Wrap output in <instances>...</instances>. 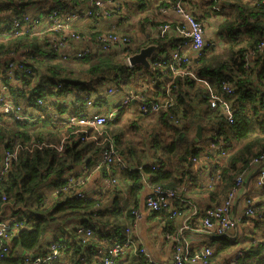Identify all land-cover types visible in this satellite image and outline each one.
I'll return each instance as SVG.
<instances>
[{
    "label": "trees",
    "instance_id": "obj_1",
    "mask_svg": "<svg viewBox=\"0 0 264 264\" xmlns=\"http://www.w3.org/2000/svg\"><path fill=\"white\" fill-rule=\"evenodd\" d=\"M90 1L0 0V96L10 99L8 112H0V164L5 152L17 147L10 169L0 179V210L7 202L12 204L13 211L21 213L11 221L8 238L1 239L9 248L0 250V264H23L25 258L33 264L32 259L44 254L51 241L63 244L60 260L52 264H103L99 248L124 241L129 227L127 219H132L140 205L145 180L153 188H181L180 197L186 192L182 187L189 179L192 191L196 192L197 187L198 192H206L219 203L234 187L236 176H244L252 158L264 153V55L258 54L251 60L248 57L251 51H257V44L264 37L262 0L229 5V13L216 28L220 44L208 42L192 61L186 56L185 62L175 65V72L156 62L163 60L161 52L171 55L169 49L181 42L180 36L169 38L163 34L148 39L157 48L146 68L125 62L127 55L139 49L138 43L121 47L118 52L94 49L79 57L71 54L69 60L48 46L46 33L32 34L34 22L47 13L74 11L91 4ZM138 3L140 8L147 5L145 0ZM91 8L96 9L94 5ZM110 11L117 12L113 8ZM93 16L94 22L100 17ZM140 18L144 28L148 18ZM14 20L19 22L18 26H13ZM73 27L79 35L92 40L102 31L85 21ZM132 38L130 42H135ZM71 63L75 66L70 67ZM182 68L188 72L180 73ZM114 75L125 85L124 89H132L135 97H143L146 104L155 105L158 110L154 115L144 113L137 108L139 100H135L133 105L121 106L118 115L104 122L100 132L91 129L96 140L82 141L80 128L67 123L64 112L87 113L88 100H92V107L106 105L107 95H95L101 91L98 86L112 82ZM224 82L233 87L232 94L223 93L233 110L232 122L219 109H210L208 103L210 89L221 93ZM72 91L76 92L72 99L64 102ZM39 99L42 102L38 103ZM198 126L203 133L200 138L196 136ZM108 142L125 164L120 167L114 162L111 166L116 176L119 173V180H126L125 198H121L118 177L116 184L96 196L80 198L75 187L62 190L66 173L74 172L79 165H86V170L93 167V162L96 164L101 158L103 144ZM214 144L219 147L215 155L219 150L228 152L217 167L218 183L199 188L191 176L192 158ZM205 155L210 159L213 156L210 149ZM44 186L58 190L50 201L40 193ZM80 225L93 232L85 242L77 234ZM51 226H57L60 233L48 241L46 232ZM262 232L242 247L235 260L223 264H264ZM212 239V261L223 258L237 243L223 234ZM115 264L151 263L136 248Z\"/></svg>",
    "mask_w": 264,
    "mask_h": 264
},
{
    "label": "built area",
    "instance_id": "obj_2",
    "mask_svg": "<svg viewBox=\"0 0 264 264\" xmlns=\"http://www.w3.org/2000/svg\"><path fill=\"white\" fill-rule=\"evenodd\" d=\"M111 0H91V3L95 6V10L91 7L86 6L80 9H76L74 11H62L57 12L53 10L46 15L43 16L42 20L37 19L34 23L36 25L35 32L44 34L46 33L48 36V45L53 47L58 53L62 55V58H68L71 54H75L76 56H82L84 52L91 50L90 46L87 45L88 36L79 35L76 30H74L73 25H77L81 21L85 20V18H93V15L99 16L104 15L108 16L109 9L107 8V3ZM264 2V0H262ZM173 9L176 13L182 16L184 23L182 25H178L175 30L178 32V36L182 38L181 42L172 50L170 56H165L163 53H160V57H162V61L156 62L159 66L161 64H165L169 66L171 70L174 72L177 70L175 65H180L181 63L186 61V55L180 50V47L189 46L192 50H195L197 53L201 51V49L208 43L205 38L203 31V24L201 20L191 11L186 8L182 3L177 2L174 4ZM24 14V13H23ZM15 21V20H14ZM13 26H18L19 22H13ZM169 23H161L159 25L161 35L165 34L169 29ZM26 27L23 26L24 29ZM46 31V32H45ZM77 42L82 46H76L74 43ZM95 44L98 50H112L115 48H119L122 46H128L132 44L130 42L129 37L120 32L116 33L112 30H107L105 32H100V35L96 37ZM257 51H251L250 55L252 57L257 56L258 54L263 53L264 51V37L258 42ZM130 55V54H129ZM127 55L125 57V62L128 65ZM251 57V56H250ZM10 65H12L10 63ZM14 66V65H13ZM12 67V66H11ZM11 71V68L10 70ZM180 73H187V69H180ZM113 81L106 84V87L103 88L104 91L96 94L95 97L101 96L103 93L107 95L117 93L121 90V83L118 82V78L114 75ZM222 92L218 93L216 91H212L210 89L208 103L210 109H219L222 111L228 122H232L233 120V110L229 101L225 98L223 93L226 95H230L233 92L232 85L224 82L221 85ZM264 99V96H263ZM132 100H139L137 104V108L149 114H155L157 112V107L155 105H148L144 102V98L135 97L134 92L132 90H128V92L123 96L119 103L104 112H71L66 113L64 115L65 121L69 124L79 127V132L82 133V137L80 138L82 141L84 139H92L96 140L95 133L91 132V129L97 132H100L102 129V125L104 122L108 120H113L119 112L121 106L128 105ZM42 102V99L38 100V103ZM10 99L7 97L0 96V112H8ZM90 103L88 100L87 104ZM104 148L101 154L100 160L97 162L98 169L106 170L104 183L107 186H112L116 184L115 171L111 169V166L114 162L118 163L121 167L124 166L123 162L116 157L115 155V147L111 144V142L104 143ZM61 149L62 147L59 146ZM226 154L225 150L221 151V156ZM16 156V151L7 150L4 154V157L0 164V179L3 178L8 170L10 169L11 159ZM254 163L259 164L258 172L255 175L254 179L257 185L264 187V153H260L255 156L251 160ZM192 162L196 163V157L192 158ZM221 163L219 158L215 157L214 164ZM68 173V172H67ZM66 173V174H67ZM68 173L65 177L67 179L66 185L62 187V190H66L69 188L75 187L76 189L80 188L86 176H78ZM244 178L242 175H238L235 178L234 187L229 192L228 196L219 203L208 206L202 211V226L205 229L214 230L215 235L217 234H227L229 231H235L241 223L245 220L247 216H252L254 213H258V209L255 208L254 203L251 200H247L248 207L245 209L243 213L238 215H232V208L235 200V195L237 190L243 186ZM183 190L186 189L185 185L182 187ZM174 188H165V187H155L153 188V193L147 195L144 199L147 208L151 211H160L163 209L168 210L169 217L177 216L181 213V209L176 207L174 204L180 198L179 191ZM58 191L57 189L55 192ZM86 193L84 194L81 190H77V196L80 198H85ZM136 213V211H134ZM15 219V218H14ZM11 219L9 221H0V250L7 251L9 246L3 242L1 239H7V229L11 224ZM92 230L89 227L78 226L77 234L82 238L83 242L87 241L86 239L92 236ZM257 236L253 235V239H257ZM63 245V244H62ZM61 244L55 241H51L49 244V248L46 250L44 254L41 256H36L33 260V264H52L54 262H58L61 255L60 248ZM186 245V244H185ZM138 248L139 252L142 253L145 257H147L148 261L151 264L153 263L152 259L149 257L146 249L141 246H137L135 240L125 237L123 242H116L112 245H107L102 251H99L103 264H115V261L118 258L124 257V255L130 251ZM212 248L209 245L203 246L197 252H190L187 247L177 246L174 248V253L171 262H163L162 264H212L211 260ZM241 254V249L237 250L236 256ZM2 252L0 256H2ZM235 257L232 259L235 260ZM23 264H30V260L28 258L24 259ZM231 261L233 263L234 261Z\"/></svg>",
    "mask_w": 264,
    "mask_h": 264
},
{
    "label": "crops",
    "instance_id": "obj_3",
    "mask_svg": "<svg viewBox=\"0 0 264 264\" xmlns=\"http://www.w3.org/2000/svg\"><path fill=\"white\" fill-rule=\"evenodd\" d=\"M213 1L214 2L211 3V0H145V2L147 3L146 7L140 8L138 0H111L107 3V8L109 9V13L107 14L108 16L99 15V19H97L95 22L92 18H85V20L81 21L77 25L81 26V24H83L85 21L86 25H93L96 29H103V27H105L107 29L115 31L116 33L120 32L122 34H128L127 32L134 27H131V21H124V17L122 18L121 15L125 16L124 14L126 13L127 15H129V18H136L137 16L138 18L142 17L143 19L144 17H147L148 22L151 21V23L146 22L144 24V28H141L138 19L137 26H135L136 30H134L133 32L135 42L133 41L132 44H141V46L139 47L141 48L149 44H154L153 42H148V39H153L156 38V36L161 35V33L159 32V25L161 23H169V29L165 33L169 38L179 37L178 32H176L175 28L178 25H182L184 21L182 16L175 12L173 6L175 3L180 2L186 8H188L191 13H195L201 20L204 26V35L206 40L208 42H211L213 40L217 44H220L221 40L217 35L216 28L220 21L227 15H225V13H229L231 8L229 7V5L236 1L248 0ZM168 3L173 4L172 6H166L165 4ZM91 4H85L84 7L88 5L89 7H92L93 5ZM208 4H210V6ZM111 8L117 10V12H115L116 15H118L117 21L114 19L115 16H112L113 14H110ZM142 13L145 14L144 17L141 16ZM154 22H156L155 25H153ZM88 38L89 39H87V45L90 46L91 50L93 48H97L95 44L96 39L92 40L90 39V37ZM178 44L179 43L174 45V47H170L169 51L172 52V50H174ZM121 47L124 46L121 45ZM121 47L112 49V51L118 52ZM180 50L191 61L197 54V52L195 50H192V48L189 46L180 47ZM135 53H137V51ZM163 54H165V52H163ZM262 54L264 55V51ZM248 57L250 60L252 58H255L252 57L250 53ZM107 83H105V85H103L99 90L104 91L103 88L106 87ZM121 86V90L117 93L110 95H107L106 93L102 94L107 95L108 102L106 105H103L101 108L97 106H91V108L89 107V109L91 110L88 111L104 112L115 107L119 103L120 99L128 92L127 89H124V84L121 83ZM125 90L126 93H124ZM101 91H98V93H100ZM71 99L72 98L67 97L64 102L70 101ZM111 99L113 100L109 105V101ZM66 113L67 112H64V115ZM54 114L56 116L59 115L56 113ZM202 134L203 133L201 130V136ZM234 143L237 146V142ZM208 149H210V152H212L213 155L211 159L207 155H205L207 154ZM218 149L219 147L217 144H214V146L209 145L208 148L200 151V153H198V155L196 156V163H193L191 176L195 177L193 180L199 183L198 187L204 184L213 186L214 184H216V182L218 183L217 174L219 172V168L217 167L218 165H221V163H223V157L228 153L226 151V154L224 156H221V152L219 150L218 154L215 155ZM215 157L219 158V161L221 163L214 164ZM149 160L150 159H148V161ZM96 164L95 162H93V167H90L87 170L86 165H79L74 169V172L78 174L75 177L86 176L83 185L77 189L81 190L84 194L86 193V196H96L99 194L98 192L104 190L106 187H109L106 185V183H104L105 174H103V171L101 169H98ZM258 168L259 164L252 162L250 166H248V168L243 171V177L245 181L243 186H241L236 192L232 208V215L243 213L248 207L247 200H251V202L254 203L255 208L258 209V213H254V215L252 216H247L235 231H229L227 234H223L237 240L236 246L232 251H229L230 253H225L223 258H218L216 261H212V264H223V262L229 259L231 260L236 256L237 250L242 249V247L246 245L250 240L252 241L250 237L243 240L240 238L239 235L241 233L243 234L244 231L247 230L251 234V231H253L254 236H257L256 234L258 233H263L262 231L264 230V217L262 216V213L264 212V187L257 185L254 179L255 175L258 172ZM74 172L68 173L75 175ZM117 177L119 185L121 186V198L123 199L126 196L127 191L125 190L127 183L123 178L119 180V173H117ZM186 181L187 182L184 184L186 187L184 191L186 192L182 193L180 195V198L176 201V207H178V209H181V213L179 215L169 217L168 210L166 209H163L161 210L162 212L160 211V213L156 214L147 208L144 199L147 195L153 193V187L150 186L149 183L145 180V184L140 193V205L138 209L135 210L136 213H133L132 219H127L129 222V227L126 233V237L135 240L137 246L144 247L153 263L162 264L163 262H171L174 248L180 245L183 247H187L190 252H197L203 246L209 245L211 243V240H213L212 238L216 237L214 230L205 229L202 226L201 216L203 209L216 204L217 200H212L206 192H202L201 190L200 192H198L199 190L196 189L197 187L195 188L196 192L192 191L194 190L193 184L191 185V181H189V179H187ZM48 190L49 194L46 196V198H48V200L50 198L51 200L56 190L55 187L44 186L40 189V192H45ZM59 233L60 231L57 226H51L50 229L46 232V239L49 241L55 236L58 237ZM104 247L105 246H101L99 248V251H102ZM127 253L125 255H127Z\"/></svg>",
    "mask_w": 264,
    "mask_h": 264
},
{
    "label": "rangeland",
    "instance_id": "obj_4",
    "mask_svg": "<svg viewBox=\"0 0 264 264\" xmlns=\"http://www.w3.org/2000/svg\"><path fill=\"white\" fill-rule=\"evenodd\" d=\"M145 13V12H144ZM144 13H142V15L141 16H143L144 17ZM112 15V14H111ZM126 17L124 18V21H131L132 22V25H131V27H134L133 29H131V30H129L127 33V36L129 37V39L131 40H133V38H132V36L134 35V30H136V27L135 26H137V22H138V17L136 16V18H129V15H127L126 13L124 14ZM112 16H115V20L117 21V17H118V15H116V13H113V15ZM120 19V18H119ZM105 31H107V28H105V27H103V29H102V31L101 32H105ZM203 31H204V26H203ZM32 34H35V35H40V36H43L41 33H37V32H34V33H32ZM130 35V36H129ZM11 36H13V35H11ZM131 37V38H130ZM134 37V36H133ZM135 39V38H134ZM0 40H3V39H0ZM131 40V41H132ZM88 42V41H87ZM90 43V42H89ZM91 44V43H90ZM74 45H76V46H79V47H81L82 45L81 44H79V43H77V42H75L74 43ZM92 45V44H91ZM49 46V45H48ZM69 60L71 59V57H69L68 58ZM72 60V59H71ZM74 64L73 63H71V64H69V66L71 67V66H73ZM75 66V65H74ZM105 83L106 82H103L102 84H101V86L99 85L98 86V88L100 89V88H102V86L103 85H105ZM74 90H76V88H74ZM124 93H126V90H125V92ZM74 94H75V92L74 91H72L70 94H69V97L70 98H72L73 96H74ZM112 100L113 99H111L110 101H109V105L111 104V102H112ZM91 104H92V100H90V103H89V105L87 106V108L86 109H88V110H90L89 109V107L91 108ZM94 112V111H93ZM125 116H127V113H125L124 114ZM132 115V114H131ZM130 115V116H131ZM150 115H154V114H150ZM16 148V150H17V147H15ZM15 150V151H16ZM41 194H43L44 196L46 195H48L49 194V190L48 191H45V192H40ZM33 196V195H32ZM32 196H30L29 198H31ZM49 200H50V198H49ZM47 201H48V199H47ZM21 216V213L20 212H18V211H13V209L11 208H7L6 210H5V212L2 214V216H1V219L3 220V221H9V220H11V219H14V218H18V217H20ZM260 230V229H259ZM252 232V234L251 233H249L247 230L246 231H244L243 232V234L241 233L239 236H240V238L243 240V239H246V238H248V237H250V238H252L253 237V231H251ZM259 234H261V233H259ZM59 236V235H58ZM229 252V251H228ZM227 252V253H228ZM230 253V252H229ZM225 254V253H224Z\"/></svg>",
    "mask_w": 264,
    "mask_h": 264
},
{
    "label": "water",
    "instance_id": "obj_5",
    "mask_svg": "<svg viewBox=\"0 0 264 264\" xmlns=\"http://www.w3.org/2000/svg\"><path fill=\"white\" fill-rule=\"evenodd\" d=\"M157 44H149L146 46H143L137 50V53L130 54L127 57L128 60V65L129 66H134V65H142L143 67H150L151 64V59L156 52ZM135 100L131 101V104H134ZM196 136L198 138L201 137V126H198L197 131H196ZM9 207H12V204H9L7 202L3 203L1 210H0V215L4 212V210ZM16 210V209H14Z\"/></svg>",
    "mask_w": 264,
    "mask_h": 264
}]
</instances>
